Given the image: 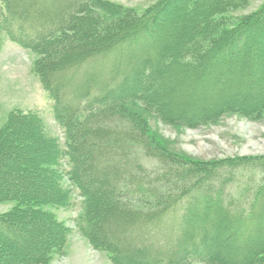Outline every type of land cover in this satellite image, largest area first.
<instances>
[{"label":"trees","instance_id":"trees-1","mask_svg":"<svg viewBox=\"0 0 264 264\" xmlns=\"http://www.w3.org/2000/svg\"><path fill=\"white\" fill-rule=\"evenodd\" d=\"M249 1L157 0L136 14L101 0H0V45L7 37L40 54L31 71L52 101L66 140L60 144L44 133L37 110L10 114L0 132V201H15L0 213V264H42L63 252L69 228L45 206L73 205L70 191L61 186L64 176L83 200L79 233L113 264L263 261L264 160L164 165L154 147L158 141L150 144L142 133L145 120L139 114L131 116L140 133L119 125L121 108L129 104L186 126L228 112H264V2L230 18ZM163 21L164 34L157 36ZM155 53L167 58L153 60ZM221 58L227 64L237 60L233 67H220ZM245 67L261 72L260 82L245 80L243 88L229 83L248 76ZM170 72L179 82L167 79ZM222 73L225 85L219 82ZM177 92L181 105L174 112L169 100ZM33 132L45 149L41 160L28 153L35 145ZM14 157L20 158L10 172L7 163ZM30 164L36 177L21 176ZM244 166L260 170L261 179L241 181L221 173ZM43 222L48 239L32 243L27 257L30 248L24 253L18 248L19 232L29 225L43 231Z\"/></svg>","mask_w":264,"mask_h":264},{"label":"rangeland","instance_id":"rangeland-1","mask_svg":"<svg viewBox=\"0 0 264 264\" xmlns=\"http://www.w3.org/2000/svg\"><path fill=\"white\" fill-rule=\"evenodd\" d=\"M110 2L117 6L132 9L136 14H142L150 7L154 6L157 0H101ZM264 0H250L249 4L240 10L231 12L230 18H238L245 14H248L256 10ZM42 6H47V3H42ZM99 9H94L95 12L103 13ZM166 21L160 22L157 36L164 34V28H166ZM172 37L171 35H169ZM155 45V44H154ZM156 46H154L155 48ZM38 53L26 50L20 45L12 42L7 37H4L3 42L0 45V132L3 130L5 124L9 120V116L12 113H27L30 110H37L43 117V131L46 135L57 136L60 144H64L65 135L62 133L58 123L53 117L52 101L49 99L47 93L43 89L37 76L31 71V67L35 60L39 58ZM153 60H163L167 57L165 55H152L150 57ZM220 61V67H233L237 59L231 61V64L224 61L223 58ZM218 65V66H219ZM87 68V64L85 66ZM214 69L213 66L210 67ZM87 70V69H86ZM244 71L249 72L248 76L242 77L241 81L236 78L229 80L232 85H239L240 88L246 87L245 80H249L255 85L258 84L259 78H262L261 72L257 74L253 67H245ZM225 73V72H224ZM224 73L220 76V84L225 85ZM230 74H233L230 72ZM247 75V74H246ZM77 77V75H76ZM102 78V77H101ZM167 79L173 83H177V73L170 72L167 74ZM186 81L192 82V80L185 78ZM261 80V79H260ZM217 81V80H216ZM244 83V84H242ZM164 93V91H161ZM182 93H185V90ZM179 93V94H182ZM174 93L172 99L169 100L170 108L176 112L181 105L177 98L180 95ZM174 100V101H173ZM180 104V105H179ZM119 125L127 130L138 131L140 133L139 125H137L132 114H139L145 125L143 126L142 133L150 144H155L158 141L156 149L158 153L164 156L163 162L160 160V164L189 165L192 163L202 164L206 167H214L217 164H223L228 160H264V112L243 116L237 112L223 113L215 120L207 123H203L197 126H186L180 123L167 122L160 118L156 113L150 110L148 107H144L140 104H129L121 108ZM36 133H32L35 145L29 148V156L41 160L44 158V146L36 139ZM151 136V141L149 137ZM20 158V157H19ZM19 158L15 161L7 163V170L12 172L16 166ZM18 160V161H17ZM34 160V159H32ZM154 169L157 168V163L154 161H147ZM93 167H95L93 165ZM251 166L236 167V168H224L221 169V173L229 175L235 180H259L261 179L260 170L252 169ZM60 170H65L66 164L61 161L59 165ZM28 172H20L23 177H36L33 167L28 166ZM223 171V172H222ZM30 173V175H29ZM85 178L89 181H93L90 171L85 172ZM20 177L18 183L22 181ZM173 179H175L173 177ZM179 179V178H178ZM38 183V182H37ZM40 186L41 182L38 183ZM37 185V184H35ZM61 186L67 191H70L73 205L69 208H61L57 206H45L47 210H50L55 214V217L62 221L63 224L69 228V234L67 235L66 243L63 248V252L53 254L48 260L42 264H113L108 257L107 252L95 248L86 237H83L78 231V215L82 213V197L76 192L75 188L69 184L68 178L64 176L61 180ZM174 192V190H172ZM15 205V201L3 200L0 201V213L9 210ZM173 216V214H172ZM40 220L36 221L39 223ZM42 230L35 231L31 225L23 228L20 231L19 238L22 240V244H19L21 252L26 253L29 257L32 252V243L39 244L47 240V234L49 231L48 224L43 222ZM51 230V229H50ZM30 248V250H29ZM29 250V251H28ZM22 254V253H21ZM6 260L10 263L15 262V257L7 256ZM190 264H214L205 262H194ZM264 264V259L261 263Z\"/></svg>","mask_w":264,"mask_h":264}]
</instances>
